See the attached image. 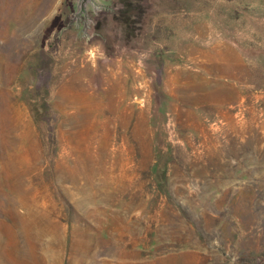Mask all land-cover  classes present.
Wrapping results in <instances>:
<instances>
[{
	"label": "rangeland",
	"instance_id": "374dc122",
	"mask_svg": "<svg viewBox=\"0 0 264 264\" xmlns=\"http://www.w3.org/2000/svg\"><path fill=\"white\" fill-rule=\"evenodd\" d=\"M126 1L0 0V264H264V0Z\"/></svg>",
	"mask_w": 264,
	"mask_h": 264
},
{
	"label": "water",
	"instance_id": "95a60500",
	"mask_svg": "<svg viewBox=\"0 0 264 264\" xmlns=\"http://www.w3.org/2000/svg\"><path fill=\"white\" fill-rule=\"evenodd\" d=\"M73 4L70 22L61 29L60 34L73 26L80 28L83 36L90 38L89 29L96 24L95 17L113 11L111 0H68Z\"/></svg>",
	"mask_w": 264,
	"mask_h": 264
},
{
	"label": "trees",
	"instance_id": "16d2710c",
	"mask_svg": "<svg viewBox=\"0 0 264 264\" xmlns=\"http://www.w3.org/2000/svg\"><path fill=\"white\" fill-rule=\"evenodd\" d=\"M121 4L123 5L122 9L119 10V13L115 16V20L117 23H119L121 26V32L123 35V39L125 41H131L132 39H135L136 35L140 31V27L142 25V20L144 16V7L142 5H139L136 9L138 12V15L135 17H129L128 11L130 9V4L127 3L126 0H120ZM141 2H144L145 0H140ZM99 28V25L96 26Z\"/></svg>",
	"mask_w": 264,
	"mask_h": 264
},
{
	"label": "crops",
	"instance_id": "0c3cea01",
	"mask_svg": "<svg viewBox=\"0 0 264 264\" xmlns=\"http://www.w3.org/2000/svg\"><path fill=\"white\" fill-rule=\"evenodd\" d=\"M231 46H228L227 44L217 43L215 44L209 51L208 53L204 54H196L195 49L193 46L189 47V52L192 54V58L194 60L199 61L202 63L203 66L210 72H215L214 71V66L219 62L226 64L227 59L221 55V50L228 52L229 54L233 53Z\"/></svg>",
	"mask_w": 264,
	"mask_h": 264
}]
</instances>
